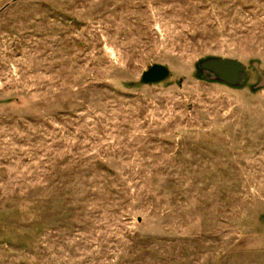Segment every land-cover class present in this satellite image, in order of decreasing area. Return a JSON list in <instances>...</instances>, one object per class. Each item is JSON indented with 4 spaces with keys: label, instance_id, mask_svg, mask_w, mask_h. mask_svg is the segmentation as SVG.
<instances>
[{
    "label": "rangeland",
    "instance_id": "374dc122",
    "mask_svg": "<svg viewBox=\"0 0 264 264\" xmlns=\"http://www.w3.org/2000/svg\"><path fill=\"white\" fill-rule=\"evenodd\" d=\"M261 76L264 0H0V264H264Z\"/></svg>",
    "mask_w": 264,
    "mask_h": 264
},
{
    "label": "water",
    "instance_id": "95a60500",
    "mask_svg": "<svg viewBox=\"0 0 264 264\" xmlns=\"http://www.w3.org/2000/svg\"><path fill=\"white\" fill-rule=\"evenodd\" d=\"M257 67V66H255ZM202 74L210 79L224 83L231 87L241 85L245 75V66L238 61L229 59H208L199 63ZM170 71L162 65H153L142 76V82L147 85L158 84L166 80ZM259 75H262L260 72ZM264 87V77L261 76L259 88Z\"/></svg>",
    "mask_w": 264,
    "mask_h": 264
}]
</instances>
